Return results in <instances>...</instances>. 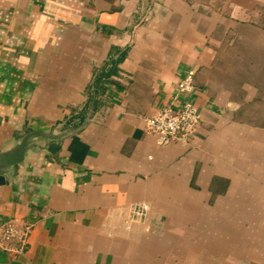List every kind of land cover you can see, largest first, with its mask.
<instances>
[{
  "label": "crops",
  "instance_id": "crops-1",
  "mask_svg": "<svg viewBox=\"0 0 264 264\" xmlns=\"http://www.w3.org/2000/svg\"><path fill=\"white\" fill-rule=\"evenodd\" d=\"M188 69L200 122L158 145ZM27 131L0 226L31 228L0 264H264V0H0V150Z\"/></svg>",
  "mask_w": 264,
  "mask_h": 264
},
{
  "label": "built area",
  "instance_id": "built-area-1",
  "mask_svg": "<svg viewBox=\"0 0 264 264\" xmlns=\"http://www.w3.org/2000/svg\"><path fill=\"white\" fill-rule=\"evenodd\" d=\"M194 70L188 69L176 85L169 102L161 107L154 115L145 119L147 132L156 137L158 145H166L173 138L186 143L196 131L200 122V113L191 100L194 92ZM150 213L147 203H133L126 210L123 228L130 230L134 224H141L143 231L148 232L146 225ZM31 225L23 223L17 225L6 220L0 226V249L9 253L20 254L24 251Z\"/></svg>",
  "mask_w": 264,
  "mask_h": 264
},
{
  "label": "water",
  "instance_id": "water-1",
  "mask_svg": "<svg viewBox=\"0 0 264 264\" xmlns=\"http://www.w3.org/2000/svg\"><path fill=\"white\" fill-rule=\"evenodd\" d=\"M46 138L48 137L43 131H27L20 139L0 150V185L8 183L7 178L13 172L14 166L24 159L32 145Z\"/></svg>",
  "mask_w": 264,
  "mask_h": 264
},
{
  "label": "trees",
  "instance_id": "trees-1",
  "mask_svg": "<svg viewBox=\"0 0 264 264\" xmlns=\"http://www.w3.org/2000/svg\"><path fill=\"white\" fill-rule=\"evenodd\" d=\"M118 60H119V58L116 61H113V63H112L113 65L111 67H109L107 71L104 70L105 72H102V74H100V76L97 78V81L101 80L102 77H106V76H109L111 74H114V72L116 71L115 70V63H117Z\"/></svg>",
  "mask_w": 264,
  "mask_h": 264
},
{
  "label": "rangeland",
  "instance_id": "rangeland-1",
  "mask_svg": "<svg viewBox=\"0 0 264 264\" xmlns=\"http://www.w3.org/2000/svg\"><path fill=\"white\" fill-rule=\"evenodd\" d=\"M254 69H255L254 71H253V70L251 71V74H252V75H254V74H257V73H258V67H254ZM253 73H254V74H253Z\"/></svg>",
  "mask_w": 264,
  "mask_h": 264
}]
</instances>
